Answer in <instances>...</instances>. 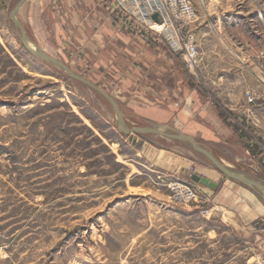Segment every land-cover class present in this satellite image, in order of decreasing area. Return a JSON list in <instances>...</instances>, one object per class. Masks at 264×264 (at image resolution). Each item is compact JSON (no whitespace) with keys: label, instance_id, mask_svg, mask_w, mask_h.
<instances>
[{"label":"rangeland","instance_id":"374dc122","mask_svg":"<svg viewBox=\"0 0 264 264\" xmlns=\"http://www.w3.org/2000/svg\"><path fill=\"white\" fill-rule=\"evenodd\" d=\"M19 1L0 0V264H224L230 244L245 239L227 235L216 246L205 242V229L227 230L221 217L228 223L230 213L221 208V196L238 197L242 207L241 198L251 193L264 205L262 193L227 178L186 143L119 131L100 93L24 47L10 18ZM55 2L28 0L22 6L18 18L28 37L111 96L130 127L163 126L188 135L180 102L159 122L151 109L120 99L123 93L107 80L89 77L80 65L86 62L73 59L67 29L48 20L59 6ZM191 2L198 21L182 31L202 53L217 54L212 53L214 75L188 71V81L210 98L234 136L196 140L231 169L264 182V136L226 98L242 104L250 93L253 104H264V0ZM255 110L264 122V108ZM161 151L194 166L186 173L173 170L156 160ZM205 168L216 171L215 190L192 179L205 177ZM226 187L231 195L221 193ZM253 225L264 228V218ZM214 252L219 257L211 261Z\"/></svg>","mask_w":264,"mask_h":264},{"label":"crops","instance_id":"0c3cea01","mask_svg":"<svg viewBox=\"0 0 264 264\" xmlns=\"http://www.w3.org/2000/svg\"><path fill=\"white\" fill-rule=\"evenodd\" d=\"M56 4L59 6L52 11L53 17L52 13H48V20L53 19L55 27L67 29L66 35L70 34V44L73 46V59L76 57L75 60L86 62V66L80 65L92 74L89 77L95 82L98 79L107 80L114 91L123 93L120 99L132 102L129 106L135 104V107L151 109V118L159 122L168 120L173 114V105L180 102L183 105L182 117L185 118L183 122L190 124L186 133L195 139L222 142L234 138L231 128L227 127L210 98L201 95L199 88L195 90L188 81V71H196L197 75L215 74L211 61L214 59L212 53L217 54L216 51L206 55L199 46L197 68L191 69L182 54L178 55L167 47L156 32L133 30L130 23H125L113 0H56ZM222 40L226 43L225 39ZM223 79L224 76H221L218 81L220 87ZM211 82L214 88L216 79ZM230 89L229 85L226 86L227 92L235 91ZM226 98L230 100L231 110L252 118L258 127V134L264 136V122L255 110L264 108V104H249L246 99H242V104L232 102L231 95ZM161 152L162 154L155 155L156 160L180 173H186L194 166L188 158L167 151ZM212 175L215 177L216 171L208 169L205 172V178L214 182ZM225 190L231 195L232 191L227 187L221 193ZM254 198L252 193L242 197L241 202L246 206L239 207L238 197L222 195L221 208L230 213L228 223L227 219L221 217L227 230L208 228L203 232L205 242H213L214 246L227 235L245 239L243 245L238 242L230 244L229 249L225 250L230 256L224 264H264V228L257 229L253 225L258 219L264 218V205ZM200 244L202 243L199 242L198 245ZM218 257L219 254L214 252L210 259L214 261ZM207 261L209 262L208 259Z\"/></svg>","mask_w":264,"mask_h":264},{"label":"built area","instance_id":"2783aa9c","mask_svg":"<svg viewBox=\"0 0 264 264\" xmlns=\"http://www.w3.org/2000/svg\"><path fill=\"white\" fill-rule=\"evenodd\" d=\"M117 11L130 23L133 30L153 31L160 33L159 29L167 34L170 48L181 53L188 67L197 68L199 47L193 36L183 33V28L198 21V13L191 0H113ZM158 15L159 21L154 19ZM178 27V28H176ZM249 104L255 98L247 93ZM186 196L191 199L192 190L186 189Z\"/></svg>","mask_w":264,"mask_h":264},{"label":"water","instance_id":"95a60500","mask_svg":"<svg viewBox=\"0 0 264 264\" xmlns=\"http://www.w3.org/2000/svg\"><path fill=\"white\" fill-rule=\"evenodd\" d=\"M27 1L28 0H20L10 13L11 20L15 24V27L17 28V30L21 33V43L24 45V47L28 51H30L32 54L40 58L42 61L63 69L68 74V76H70L72 79H75L83 83L84 85L90 87L91 89H94L98 93H100L111 104L114 114L117 118V128L119 131H121L122 133L126 135H132V134L139 135V136L154 135V136H161V137H165V138H168L174 141L186 143L192 147L193 151L206 157L212 163V165L224 176L234 181H237L239 183H242L245 186L256 189L260 191L262 195L264 196V182L263 181L256 180L254 178H251L249 175H246L244 173L231 169V167L225 165L221 160H219L211 150L201 145L193 136L185 135L179 132L178 130L170 128V127H163V126L130 127L118 103L111 96H109L105 91L97 87L95 84H93L89 80L72 72L71 69H69L65 64H63L58 59L45 53L42 49L38 47V45L34 41H32L28 37L21 21L18 18L19 11L21 10L22 6ZM154 19L158 22L159 21L158 15H155ZM164 130H167V131H164ZM192 179L194 182L200 183L203 186L210 187L211 189L217 188L216 183L211 182L209 179L205 177H201L195 174L192 176Z\"/></svg>","mask_w":264,"mask_h":264}]
</instances>
